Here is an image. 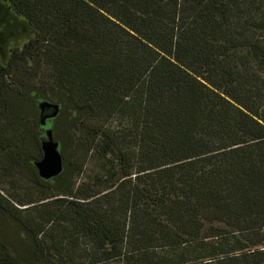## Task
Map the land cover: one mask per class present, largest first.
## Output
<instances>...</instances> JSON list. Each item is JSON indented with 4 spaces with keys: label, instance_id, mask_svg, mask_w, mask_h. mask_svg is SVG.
<instances>
[{
    "label": "trees",
    "instance_id": "16d2710c",
    "mask_svg": "<svg viewBox=\"0 0 264 264\" xmlns=\"http://www.w3.org/2000/svg\"><path fill=\"white\" fill-rule=\"evenodd\" d=\"M0 264H264V0H0Z\"/></svg>",
    "mask_w": 264,
    "mask_h": 264
},
{
    "label": "water",
    "instance_id": "95a60500",
    "mask_svg": "<svg viewBox=\"0 0 264 264\" xmlns=\"http://www.w3.org/2000/svg\"><path fill=\"white\" fill-rule=\"evenodd\" d=\"M43 107H46L47 109H52V113L50 115L44 116L42 119V125L45 127L46 126V120L47 118H54L58 112H59V107L58 105H53L49 104L47 102H40L38 104V108L40 112H43ZM45 134L47 136V141L43 144L44 147V155H48L51 160L56 162V164H52L50 167L44 163H36L35 167L37 169L38 175L41 178L48 179L60 172V156L58 153V145L57 143H53L52 140V132L50 128H47L45 131Z\"/></svg>",
    "mask_w": 264,
    "mask_h": 264
},
{
    "label": "rangeland",
    "instance_id": "374dc122",
    "mask_svg": "<svg viewBox=\"0 0 264 264\" xmlns=\"http://www.w3.org/2000/svg\"><path fill=\"white\" fill-rule=\"evenodd\" d=\"M62 127L63 132H65V135L68 133H66L67 129V124L64 123ZM65 128V129H64ZM68 130V129H67ZM62 137V136H61ZM73 177V181H76L77 183H80L81 180L85 179L84 174L82 175H75L72 176ZM10 178L12 179V182L15 184V187L20 191V194H26L28 191L33 192L34 191V187H33V183H32V178L30 176L29 173L26 172V170L22 169V170H18L12 174H10Z\"/></svg>",
    "mask_w": 264,
    "mask_h": 264
}]
</instances>
